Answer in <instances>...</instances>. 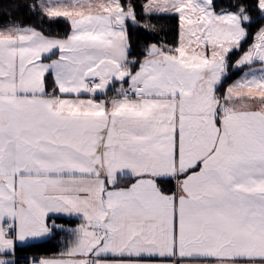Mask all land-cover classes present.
<instances>
[{"label":"snow or ice","instance_id":"6c2138e0","mask_svg":"<svg viewBox=\"0 0 264 264\" xmlns=\"http://www.w3.org/2000/svg\"><path fill=\"white\" fill-rule=\"evenodd\" d=\"M140 7L25 0L36 24H0V264L61 232L69 258L33 264H264V0ZM154 16L178 43L137 59L131 31ZM62 20L64 38L43 30Z\"/></svg>","mask_w":264,"mask_h":264},{"label":"trees","instance_id":"16d2710c","mask_svg":"<svg viewBox=\"0 0 264 264\" xmlns=\"http://www.w3.org/2000/svg\"><path fill=\"white\" fill-rule=\"evenodd\" d=\"M146 0H131L132 3L136 5L137 13H141L143 10L140 7L144 4ZM30 2V0H28ZM124 2V0H122ZM231 0H217V3L220 7H227ZM25 0H0V24L7 22L9 20H14L17 22H23L26 24H36L39 20V17L29 18V13L24 10ZM15 4L20 5V9L14 7ZM142 23L148 24V29L143 28H133L130 35V42L132 44V55L137 59H142L144 57L145 49L148 45L156 43L158 46L161 44H167L175 46L178 43V20L172 16H160V17H145ZM43 30L52 36L55 37H65L66 34L70 31L69 23L66 21H61L57 24L49 25L45 23L43 25ZM252 35H249L247 43L244 44V49L246 50L251 44L254 43L255 37L254 34L258 31L257 28H252L249 30ZM239 58V55L233 57V62ZM240 71H236L230 79L224 84V89H226L229 84L239 75ZM46 81L48 82V91L52 90V76L46 74ZM119 86L118 84L116 85ZM111 89V86H110ZM109 89L107 95L112 94ZM223 91V89H221ZM107 95L97 96L96 98H103ZM130 183L126 177H117L116 184L109 185L110 188L123 187ZM163 190L168 192H173L176 190V180L175 179H165L160 182ZM57 223L63 225L72 226L78 222L77 219L60 217L56 218ZM64 233V232H61ZM60 233V234H61ZM58 234L50 241L42 242L35 246H30L31 249H36L37 252L43 254H52L60 251V243L58 241ZM28 247V246H27Z\"/></svg>","mask_w":264,"mask_h":264},{"label":"crops","instance_id":"0c3cea01","mask_svg":"<svg viewBox=\"0 0 264 264\" xmlns=\"http://www.w3.org/2000/svg\"><path fill=\"white\" fill-rule=\"evenodd\" d=\"M56 38H61L62 39L64 37H56ZM53 58H56V57H53ZM43 62L48 63L49 61L44 60ZM256 67L259 68V65H256ZM241 75H242V73L238 77H236L229 85H231L236 80H238L241 77ZM103 95H105V94H97V96H103ZM111 96H112V94H109V95H107V96H105L103 98H96V99L97 100H105V99L110 98ZM66 98L75 99L76 97L75 96H68ZM80 98L81 99H88L90 97H89L88 94H81ZM117 177H122V176L120 174H118ZM176 187H177V184H176ZM110 189H114V188H110ZM60 217L73 218V219H77L78 220V222L76 224L72 225V226L64 225V226H66V227H68L70 229L71 228H75L81 222L80 219L78 217H76V216L69 217L66 214H61ZM58 224H61V223H58ZM61 225H63V224H61ZM70 239H71V237L69 236L68 233H61L58 236V241L60 243V251L57 252V253H52V254L39 253V252L36 251V249H31V248H29L27 246L20 245V246H18V250H17V253H16L17 257L19 258V264H26L27 263L26 256H28V255H40V256L43 257V259H67L69 257L67 256L66 250L70 247V245L68 243V241ZM171 259L174 260V261L179 260L178 257H173ZM180 264H185V262L181 261Z\"/></svg>","mask_w":264,"mask_h":264},{"label":"built area","instance_id":"2783aa9c","mask_svg":"<svg viewBox=\"0 0 264 264\" xmlns=\"http://www.w3.org/2000/svg\"><path fill=\"white\" fill-rule=\"evenodd\" d=\"M27 263L26 264H33V260H43V257L40 255H28L26 256Z\"/></svg>","mask_w":264,"mask_h":264},{"label":"rangeland","instance_id":"374dc122","mask_svg":"<svg viewBox=\"0 0 264 264\" xmlns=\"http://www.w3.org/2000/svg\"><path fill=\"white\" fill-rule=\"evenodd\" d=\"M147 3V0L146 1H144V4H146ZM143 59V58H142Z\"/></svg>","mask_w":264,"mask_h":264}]
</instances>
